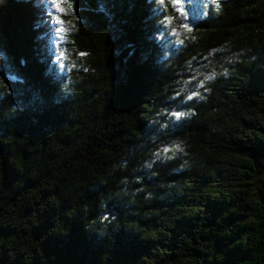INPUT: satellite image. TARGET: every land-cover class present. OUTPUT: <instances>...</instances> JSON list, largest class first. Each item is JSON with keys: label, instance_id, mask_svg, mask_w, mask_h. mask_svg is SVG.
I'll return each instance as SVG.
<instances>
[{"label": "trees", "instance_id": "obj_1", "mask_svg": "<svg viewBox=\"0 0 264 264\" xmlns=\"http://www.w3.org/2000/svg\"><path fill=\"white\" fill-rule=\"evenodd\" d=\"M179 3L0 0V264H264V0Z\"/></svg>", "mask_w": 264, "mask_h": 264}, {"label": "snow or ice", "instance_id": "obj_2", "mask_svg": "<svg viewBox=\"0 0 264 264\" xmlns=\"http://www.w3.org/2000/svg\"><path fill=\"white\" fill-rule=\"evenodd\" d=\"M49 2H50V4L53 6V8L55 9V11H56L57 13L62 12V11L64 10V9L61 7V5H62V3L64 2V0H49ZM165 2H166V0H159V3H160L161 5L165 4ZM172 3H173L174 5H176L177 7L180 6L179 0H172ZM217 7H219L218 4H217ZM181 15H186V13H184V12L182 11V12H181ZM170 21H171V17H168L167 20H166L165 22L167 23V22H170ZM55 22H56L57 25H62V24H63V20H61V18H60L59 15L56 16V18H55ZM184 27H185V29H186L187 31H189V32L193 31V29H192L191 27H189L187 24H185ZM63 31H64V29H63L62 27H58V28H57V33H58V34L63 33ZM172 34H173V35L176 34V33H175V30H173ZM82 55H83V54H82ZM226 74H227V73H225V75H226ZM212 78H213L212 76H208V77H206V79H209V80L212 79ZM199 87L203 89V88H205V84L201 82V83L199 84ZM198 95H199V93H193V95H189V96L187 97V99H188L189 101H191V100L194 99L195 96H198ZM172 115L174 116L175 119L179 120L183 115H185V113H182V112H174ZM162 151H163L164 153H169V152L173 151V149L164 148V149H162ZM156 155H157V157H159L160 153H156ZM112 218L115 219V217H112ZM105 219L107 220L108 217H105Z\"/></svg>", "mask_w": 264, "mask_h": 264}, {"label": "rangeland", "instance_id": "obj_3", "mask_svg": "<svg viewBox=\"0 0 264 264\" xmlns=\"http://www.w3.org/2000/svg\"><path fill=\"white\" fill-rule=\"evenodd\" d=\"M60 27H62L63 29H64V31H63V33H61V34H58L57 33V36H56V39H57V41H59L60 43H63V46H68V32H69V30L70 29H68V28H66V27H64L63 25H60ZM71 31V30H70ZM63 46L61 47V51H62V53L64 52V48H63ZM61 53V54H62Z\"/></svg>", "mask_w": 264, "mask_h": 264}, {"label": "clouds", "instance_id": "obj_4", "mask_svg": "<svg viewBox=\"0 0 264 264\" xmlns=\"http://www.w3.org/2000/svg\"><path fill=\"white\" fill-rule=\"evenodd\" d=\"M13 111H15V108L13 109ZM147 167L148 168H151L152 167V164H148Z\"/></svg>", "mask_w": 264, "mask_h": 264}]
</instances>
